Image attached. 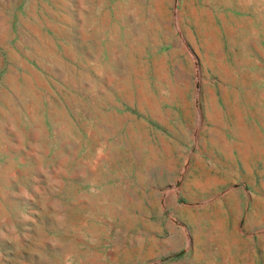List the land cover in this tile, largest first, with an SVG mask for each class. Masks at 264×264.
<instances>
[{"label": "rangeland", "instance_id": "rangeland-1", "mask_svg": "<svg viewBox=\"0 0 264 264\" xmlns=\"http://www.w3.org/2000/svg\"><path fill=\"white\" fill-rule=\"evenodd\" d=\"M0 264H264V0H0Z\"/></svg>", "mask_w": 264, "mask_h": 264}, {"label": "crops", "instance_id": "crops-1", "mask_svg": "<svg viewBox=\"0 0 264 264\" xmlns=\"http://www.w3.org/2000/svg\"><path fill=\"white\" fill-rule=\"evenodd\" d=\"M189 240H190V238H189L188 234H185V242H184L183 236H182V238H180V244H181V247H182L181 250H180V252H185V251H188L189 250V247H190ZM183 245H185L184 248H183ZM174 248L175 247L168 248L167 251H170V249H174ZM177 249L178 248H175V251H178Z\"/></svg>", "mask_w": 264, "mask_h": 264}]
</instances>
